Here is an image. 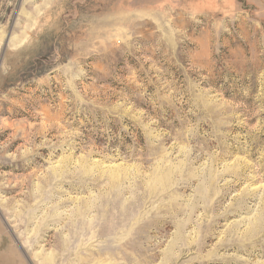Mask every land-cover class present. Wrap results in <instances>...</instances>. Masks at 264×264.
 <instances>
[{"label":"rangeland","instance_id":"374dc122","mask_svg":"<svg viewBox=\"0 0 264 264\" xmlns=\"http://www.w3.org/2000/svg\"><path fill=\"white\" fill-rule=\"evenodd\" d=\"M0 264H264V0H0Z\"/></svg>","mask_w":264,"mask_h":264}]
</instances>
